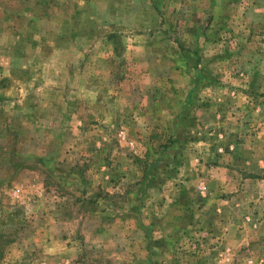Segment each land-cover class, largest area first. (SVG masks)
Segmentation results:
<instances>
[{
	"label": "rangeland",
	"instance_id": "1",
	"mask_svg": "<svg viewBox=\"0 0 264 264\" xmlns=\"http://www.w3.org/2000/svg\"><path fill=\"white\" fill-rule=\"evenodd\" d=\"M0 264H264V0H0Z\"/></svg>",
	"mask_w": 264,
	"mask_h": 264
},
{
	"label": "trees",
	"instance_id": "2",
	"mask_svg": "<svg viewBox=\"0 0 264 264\" xmlns=\"http://www.w3.org/2000/svg\"><path fill=\"white\" fill-rule=\"evenodd\" d=\"M116 38H117V35L116 34H111L109 36V39H111V40H115Z\"/></svg>",
	"mask_w": 264,
	"mask_h": 264
}]
</instances>
